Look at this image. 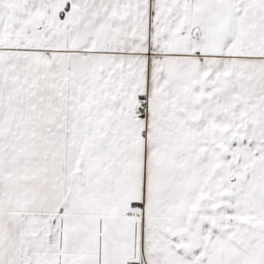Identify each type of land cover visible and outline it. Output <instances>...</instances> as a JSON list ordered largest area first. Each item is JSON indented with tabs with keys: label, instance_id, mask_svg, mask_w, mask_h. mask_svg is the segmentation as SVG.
<instances>
[{
	"label": "snow or ice",
	"instance_id": "snow-or-ice-1",
	"mask_svg": "<svg viewBox=\"0 0 264 264\" xmlns=\"http://www.w3.org/2000/svg\"><path fill=\"white\" fill-rule=\"evenodd\" d=\"M0 264H264V0H0Z\"/></svg>",
	"mask_w": 264,
	"mask_h": 264
}]
</instances>
